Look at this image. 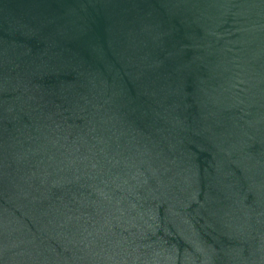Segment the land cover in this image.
<instances>
[{
	"label": "water",
	"instance_id": "1",
	"mask_svg": "<svg viewBox=\"0 0 264 264\" xmlns=\"http://www.w3.org/2000/svg\"><path fill=\"white\" fill-rule=\"evenodd\" d=\"M0 264H264V0H0Z\"/></svg>",
	"mask_w": 264,
	"mask_h": 264
}]
</instances>
